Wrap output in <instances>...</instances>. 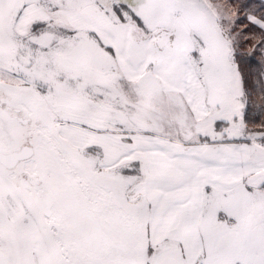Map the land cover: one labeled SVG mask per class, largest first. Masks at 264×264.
Wrapping results in <instances>:
<instances>
[{
	"label": "snow or ice",
	"instance_id": "obj_1",
	"mask_svg": "<svg viewBox=\"0 0 264 264\" xmlns=\"http://www.w3.org/2000/svg\"><path fill=\"white\" fill-rule=\"evenodd\" d=\"M0 264H264V0H0Z\"/></svg>",
	"mask_w": 264,
	"mask_h": 264
}]
</instances>
